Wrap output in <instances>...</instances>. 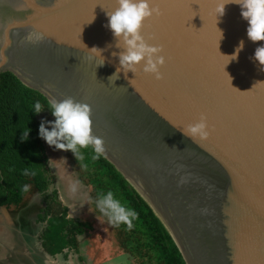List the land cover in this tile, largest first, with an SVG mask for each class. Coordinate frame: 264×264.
Segmentation results:
<instances>
[{"label": "water", "instance_id": "water-1", "mask_svg": "<svg viewBox=\"0 0 264 264\" xmlns=\"http://www.w3.org/2000/svg\"><path fill=\"white\" fill-rule=\"evenodd\" d=\"M220 2L230 0H154L160 14L142 34L163 45V77L116 80L123 49L106 13L117 0H0V81L10 71L50 101L88 104L103 155L187 264H264V66L254 60L264 41L248 38L238 4L218 17ZM33 32L43 39L27 41ZM202 114L210 136L185 135Z\"/></svg>", "mask_w": 264, "mask_h": 264}, {"label": "trees", "instance_id": "trees-1", "mask_svg": "<svg viewBox=\"0 0 264 264\" xmlns=\"http://www.w3.org/2000/svg\"><path fill=\"white\" fill-rule=\"evenodd\" d=\"M37 101L44 108L39 114L34 112ZM49 102L47 96L25 85L13 72L1 73L0 208L20 207L29 193L39 192L44 199L38 219L42 224L41 237L44 247L56 256L67 248L78 250L80 237L92 229V225L70 217L59 191L51 190L58 178L52 169L46 142L39 136L41 121H46L43 117L52 116ZM29 129V138L22 140L23 133ZM69 156L81 179L91 188L93 206L102 219L110 222L100 212L97 201L108 191L126 208L136 211L131 229L125 223H112L123 254L134 258L138 264H187L162 219L112 162L104 155L94 159L91 145L80 149L75 156L69 151ZM26 184L29 190L25 192Z\"/></svg>", "mask_w": 264, "mask_h": 264}, {"label": "clouds", "instance_id": "clouds-1", "mask_svg": "<svg viewBox=\"0 0 264 264\" xmlns=\"http://www.w3.org/2000/svg\"><path fill=\"white\" fill-rule=\"evenodd\" d=\"M228 3H235L241 7V16L248 22V38L253 42L264 41V0H230ZM228 3L217 4L218 17L224 15L225 5ZM106 14L108 17L107 27L117 38V44L120 45L117 47L123 49L119 53V67L109 79L113 77H116V80L119 79L121 71L126 75L129 71L135 73L138 69L156 79H161L163 77L161 68L166 63L165 55L161 54L163 47L150 44L142 34L145 21L160 14L159 8L154 5V0H117V7ZM26 39L35 43L42 40L43 35L33 32ZM242 48L243 41L236 53L229 56L232 57L231 60L237 58ZM254 60L264 66V45L256 48ZM104 63L105 60L99 66ZM49 105L55 119L41 121L39 136L50 147L71 151L75 156L80 149L91 145L95 153L94 159H98L104 154L103 139L92 134L91 108L88 104L77 102L69 97L59 101L53 99ZM43 110L41 103L37 101L34 105V112L39 114ZM30 131L29 129L24 132L21 139L27 140ZM183 133L192 139H207L211 134L207 116L202 114L197 121L187 125ZM27 174L25 171V175ZM28 190L29 185H24L23 191ZM71 190L76 192L77 189L73 186ZM97 207L109 218L110 222L116 225L125 223L129 229L133 227L132 222L137 217L136 211L122 205L119 200L114 198L112 191L101 195L97 201Z\"/></svg>", "mask_w": 264, "mask_h": 264}, {"label": "rangeland", "instance_id": "rangeland-1", "mask_svg": "<svg viewBox=\"0 0 264 264\" xmlns=\"http://www.w3.org/2000/svg\"><path fill=\"white\" fill-rule=\"evenodd\" d=\"M43 118L46 121H53L55 119L50 115H46ZM46 145L52 169L58 178L55 185L51 187V190L56 189L59 191L65 205L71 207L73 212L71 214L72 216H79V219L91 223L92 229H89L86 233L89 237L84 238L89 240L94 236L97 239L95 240V250L97 252L95 256L91 254L90 258H88L87 254L80 256L79 253V256H71L72 261L70 263L138 264L134 258L130 259L127 254H124L127 257H123V249L121 248L112 222L105 221L97 214L90 197L91 188L81 179L79 172L74 167L72 159L69 156V151L55 149L54 146L50 147L47 143ZM73 186L76 187V192L71 190ZM43 200V196L36 190H33L27 195L21 207L0 208V264H22V262H27L25 255H22L26 246L22 244H19L21 247L17 246L18 238L24 237V235L22 236L19 227L14 224L18 220V215H29V212L35 213L38 208L37 205L43 203ZM41 227L42 224L39 227V232L33 234L35 237L39 236L37 234H40ZM99 245L102 247L101 249ZM18 248L20 251H17ZM15 250L17 253H12ZM1 257L8 258V262L2 261ZM41 260L45 262L47 259L41 258ZM47 263H49L48 260Z\"/></svg>", "mask_w": 264, "mask_h": 264}, {"label": "crops", "instance_id": "crops-1", "mask_svg": "<svg viewBox=\"0 0 264 264\" xmlns=\"http://www.w3.org/2000/svg\"><path fill=\"white\" fill-rule=\"evenodd\" d=\"M42 205L43 203L37 205L38 208L36 209L37 211L35 213L29 212V215L25 213H24L25 215L22 214L18 215L19 216L18 220H16L14 224L15 226L17 225L19 227L22 236L24 235V237H19L17 240L18 247H21L19 244L26 246L25 247L26 249H24V253L21 254L25 255V257L27 258V262L26 263L22 262V264H67V263L71 264L70 263V261H72L71 256H76V255L79 256L80 253V256H83V254L85 255L87 254L88 258H90L91 254L94 256L97 254L95 250V240L97 239H95V237L93 236L92 239L87 240L84 237H89V236H87V234L86 235L84 234L83 236L80 237L81 243L79 245L78 250H75L74 248H67L64 253L57 254L56 256L51 255L43 244L44 240L41 237L42 227L40 234H37V236L39 235L38 237H35L33 235L34 233L39 232V227L41 223H39L38 219L40 217V212L43 208ZM66 206L69 209L68 210L69 216L79 219V216H72L71 214H73V212L71 207L68 205ZM26 229H30L31 231H27ZM99 248L101 249L102 247L99 245ZM17 251H20L19 248L17 249ZM17 251L16 250L12 251V253L16 254ZM6 257H1L2 258L1 260L4 262H8L7 260L8 258ZM123 257H127V256L123 254ZM41 258L45 260L47 259L49 263H47V260L45 261L46 262L45 263L44 260H41Z\"/></svg>", "mask_w": 264, "mask_h": 264}, {"label": "snow or ice", "instance_id": "snow-or-ice-1", "mask_svg": "<svg viewBox=\"0 0 264 264\" xmlns=\"http://www.w3.org/2000/svg\"><path fill=\"white\" fill-rule=\"evenodd\" d=\"M148 21H145V23H147ZM160 46H162L163 47V45H160Z\"/></svg>", "mask_w": 264, "mask_h": 264}]
</instances>
